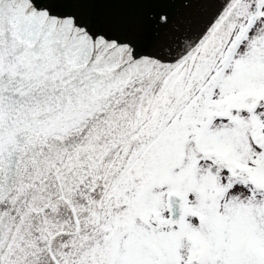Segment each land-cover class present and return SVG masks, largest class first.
I'll return each mask as SVG.
<instances>
[{
	"label": "snow or ice",
	"instance_id": "snow-or-ice-1",
	"mask_svg": "<svg viewBox=\"0 0 264 264\" xmlns=\"http://www.w3.org/2000/svg\"><path fill=\"white\" fill-rule=\"evenodd\" d=\"M0 264H264V0H0Z\"/></svg>",
	"mask_w": 264,
	"mask_h": 264
},
{
	"label": "water",
	"instance_id": "water-1",
	"mask_svg": "<svg viewBox=\"0 0 264 264\" xmlns=\"http://www.w3.org/2000/svg\"><path fill=\"white\" fill-rule=\"evenodd\" d=\"M177 9H180L183 12L188 10L183 9L181 4L175 5ZM168 37L161 32L159 36L154 34V31L151 27H147L140 33V44L141 50L143 52H157L161 51L164 45L167 43Z\"/></svg>",
	"mask_w": 264,
	"mask_h": 264
}]
</instances>
